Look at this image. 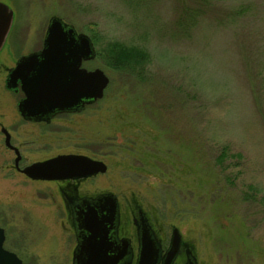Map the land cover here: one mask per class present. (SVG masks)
Here are the masks:
<instances>
[{
    "label": "rangeland",
    "instance_id": "obj_1",
    "mask_svg": "<svg viewBox=\"0 0 264 264\" xmlns=\"http://www.w3.org/2000/svg\"><path fill=\"white\" fill-rule=\"evenodd\" d=\"M1 1L13 10L0 47L3 246L21 264H72L65 193L112 192L133 240L141 209L162 248L177 227L197 264H264V0ZM51 15L91 37L95 56L83 64L109 81L79 111L26 120L21 92L5 86L6 68L42 45ZM114 42L148 53L142 80L105 62ZM1 127L21 167L75 151L103 159L106 170L34 179L16 168ZM185 260L182 252L173 264Z\"/></svg>",
    "mask_w": 264,
    "mask_h": 264
},
{
    "label": "water",
    "instance_id": "obj_2",
    "mask_svg": "<svg viewBox=\"0 0 264 264\" xmlns=\"http://www.w3.org/2000/svg\"><path fill=\"white\" fill-rule=\"evenodd\" d=\"M13 10L0 0V47L10 28ZM95 56V47L91 37L77 31L72 23L62 17L51 15L48 19L41 49L19 56L10 68L7 86L14 87L20 80L25 96L17 103L20 114L27 119H45L57 111L82 108L85 102H92L102 96L109 77L101 67L86 69L80 64L83 60ZM4 132L5 145L14 149L15 164L18 165L19 152L10 143V134ZM106 163L85 154L60 153L42 160L33 161L20 170L32 178H66L103 172ZM111 198L112 206L105 220L97 218L98 212H84L78 219V227H84L88 235L77 236L73 249L72 264H123L125 261L106 259V221H118V204ZM138 246L134 264H172L181 243V234L177 227L170 233L168 246L163 251L153 229L144 213L140 210V225L137 232ZM5 233L0 226V264H21V258L3 246ZM106 246V247H105ZM130 254V253H129ZM185 264H197L193 253L188 252Z\"/></svg>",
    "mask_w": 264,
    "mask_h": 264
},
{
    "label": "flooded vegetation",
    "instance_id": "obj_3",
    "mask_svg": "<svg viewBox=\"0 0 264 264\" xmlns=\"http://www.w3.org/2000/svg\"><path fill=\"white\" fill-rule=\"evenodd\" d=\"M44 34H45V32H44ZM42 46H43V39H42V45L38 49H41ZM84 61L85 60H83L81 62L80 66L84 67L86 69H90V68H88L87 66H85L83 64ZM14 65H11V66L6 68L5 86L8 89H14L16 91H20L21 92V96L18 99V101H19L20 99H22L25 96V93H24V91L21 88L20 80L18 81L17 85L14 86V87H8L7 84H6L7 83V78H8L9 73H10V68H12ZM91 69H93V68H91ZM18 101H17V103H18ZM88 103H91V102H85L83 104L82 108L84 107L85 104H88ZM80 109L81 108L73 109V110L57 111L50 117V119L48 121H46L45 119H38V120L27 119V118H24L21 114L20 115L26 120L38 121V122H40V121L49 122L51 120V118L55 117L58 113L75 112V111H79ZM2 128L3 127H1V130H2ZM10 143H11V145L13 147L17 148L18 152L20 151L19 148L17 146L13 145V143L11 141H10ZM7 147H9V146H7ZM9 148H11V147H9ZM11 149L14 151L13 148H11ZM14 153H15V151H14ZM60 153L83 154V153L75 152V151L60 152ZM60 153H57V154H60ZM19 154H20V152H19ZM57 154H54L52 156H55ZM15 155H16V153H15ZM85 155H87V154H85ZM52 156H49V157H52ZM88 156H90V155H88ZM49 157H46V158H49ZM90 157H92V156H90ZM92 158H95V157H92ZM95 159H100V158H95ZM20 161H21V154H20L18 162H17L18 165L16 166V164H15V166L20 172H23L20 169L23 166H25L26 164L21 167V165H19ZM98 173H100V172H97V173H94V174H90V175H85V176L66 177V178H53V179H49V180H68L69 178H73V180L74 179H82V178H88L89 176L97 175ZM25 175H27V174H25ZM34 179H44V178H34ZM46 180H48V179H46ZM113 196H114V194L112 192H101V193H98V194H95V195H90V196L80 195L79 197H75V196H71L70 197L69 195H67V193H65V198L66 199L68 198L69 202H70V207L69 208L71 209V224H72V227L74 229L73 231H74L75 239H76L75 246L77 244V236L76 235H78V232H80L79 236H82L83 234H85V236H87L88 233H89L88 231H86V229H84V227H82L81 229L78 227V223H79L78 219L82 218V216L84 215V212H88L89 213L88 210H92L91 212H94V213L98 212L97 215H96L97 218H101L102 220H105L103 215H107L108 210L111 208V206H112L111 198H114ZM114 201H116V203L118 204L117 197H115ZM118 209H119V205H118ZM140 210L141 209H138L137 216L134 217V219H133L134 226L136 227V238L134 240H133V237H135V231L134 230L130 234L129 233L126 234V233H124L122 231L121 225H120L119 213H117V215H118L117 223L115 222L114 219L112 220L111 223L109 221H106L104 223L106 225V238L109 241V244L106 245L107 247L105 246L106 249H107V255H106L107 258L106 259L110 260L112 258H116L119 261L123 260V261H125V263H123V264H134L135 263V259H136V256H137V247L136 246L134 247L133 244L136 241V245L138 246V237H137L138 235H137V232H138V227L140 225ZM169 239H170V235H169V238H168V243H169ZM167 246H168V244H167ZM166 247L162 248L163 251L166 249ZM73 249H72V261H73ZM182 252L185 253L186 259H187V256H188V252H191V254H192V251H191V249L189 247L185 246L183 243H180L179 251H178L177 255L175 256V258L173 260V263H174L176 257ZM185 263H186V260H185Z\"/></svg>",
    "mask_w": 264,
    "mask_h": 264
},
{
    "label": "trees",
    "instance_id": "obj_4",
    "mask_svg": "<svg viewBox=\"0 0 264 264\" xmlns=\"http://www.w3.org/2000/svg\"><path fill=\"white\" fill-rule=\"evenodd\" d=\"M195 11V10H194ZM190 14H194L195 12ZM191 21L195 22L194 15L190 18ZM191 26V25H189ZM104 60L107 64L114 68H119L124 70L125 72L134 75L137 79L142 78L141 74L143 70L146 69L149 62L148 53L142 49L136 48L134 46L127 47L123 44L111 43L107 49L103 52ZM140 77V78H139ZM142 80V79H140ZM198 134L197 137H199ZM197 141V140H196ZM198 144V141L196 142ZM227 156L226 150H223L218 156L217 161H221V159ZM219 164V163H217Z\"/></svg>",
    "mask_w": 264,
    "mask_h": 264
}]
</instances>
